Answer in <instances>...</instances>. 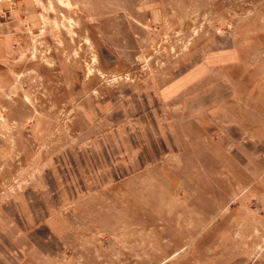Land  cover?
Segmentation results:
<instances>
[{"label":"rangeland","instance_id":"374dc122","mask_svg":"<svg viewBox=\"0 0 264 264\" xmlns=\"http://www.w3.org/2000/svg\"><path fill=\"white\" fill-rule=\"evenodd\" d=\"M0 5V264H264V0Z\"/></svg>","mask_w":264,"mask_h":264},{"label":"crops","instance_id":"0c3cea01","mask_svg":"<svg viewBox=\"0 0 264 264\" xmlns=\"http://www.w3.org/2000/svg\"><path fill=\"white\" fill-rule=\"evenodd\" d=\"M9 30L8 23L7 22H0V33L2 34L0 37V58L4 57L6 49L3 48L4 45L7 46V43L10 38L7 36H10V33L7 32ZM9 43V42H8ZM10 45V44H9ZM4 49V50H3ZM232 54H237L233 51H231ZM227 52H216V54H223ZM237 58L234 57V61ZM232 62L230 61V64ZM217 64H225V61H214L212 65ZM183 79V78H182ZM182 79H176L174 82L170 84H166L164 87H162L160 91V98L164 101L167 99H171V97L178 98V97H186L188 96L190 88L197 83L199 80H197L195 83H192V81H184ZM182 81V82H181ZM184 81V82H183ZM181 83V85H180ZM192 83V84H191ZM162 100V101H163ZM146 118V117H145ZM140 124L144 127V122L146 124V120H144V115H142L140 118ZM154 122L152 125H149V128H152L154 126ZM140 125V126H141ZM156 127L159 130H162L164 128L163 122L159 117L156 118ZM141 132V131H140ZM121 151L120 148H118ZM119 157V155H118ZM121 160H118L117 165H120L121 167H126L125 165L126 161L123 158H120ZM135 164V163H134ZM55 191V189H53ZM48 191V187H38L37 191L32 193H24L20 194L18 197H16L15 200L12 201V205H15V208L18 210V212L21 215V219L19 221V224H14L15 228L20 231L21 241L19 242L18 246L20 249H26L29 251L31 247L34 245V243L38 242L40 240V233H43L46 229L49 228L50 225V216L54 215L55 209L51 208L49 205V201L46 202V197L49 199L46 195V192ZM60 191V190H59ZM49 192V191H48ZM8 204V203H7ZM6 207H8L6 205ZM5 207L6 211H9ZM14 209L13 206L10 207V209ZM11 209V210H12ZM44 240V238H42ZM21 262V261H20ZM22 263V262H21Z\"/></svg>","mask_w":264,"mask_h":264},{"label":"built area","instance_id":"2783aa9c","mask_svg":"<svg viewBox=\"0 0 264 264\" xmlns=\"http://www.w3.org/2000/svg\"><path fill=\"white\" fill-rule=\"evenodd\" d=\"M6 15H7V11L2 7V5H0V20L3 17H6Z\"/></svg>","mask_w":264,"mask_h":264}]
</instances>
